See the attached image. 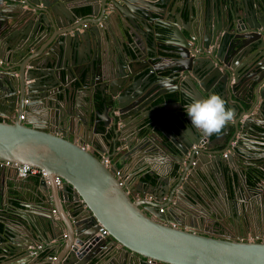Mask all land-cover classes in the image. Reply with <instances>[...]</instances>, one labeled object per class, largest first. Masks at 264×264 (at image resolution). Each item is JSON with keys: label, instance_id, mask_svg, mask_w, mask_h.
I'll use <instances>...</instances> for the list:
<instances>
[{"label": "water", "instance_id": "95a60500", "mask_svg": "<svg viewBox=\"0 0 264 264\" xmlns=\"http://www.w3.org/2000/svg\"><path fill=\"white\" fill-rule=\"evenodd\" d=\"M180 1L26 0L28 8L3 12L0 0V59L9 62L10 67L0 65V115L15 113L10 121L0 120V162L44 169L48 182L42 185H48L49 189L46 201L41 203L48 210L42 209L40 213L34 212V208L29 210V204L21 203L26 206V212L13 206L12 201H6L7 194L0 191V207L7 213L0 215L3 251L0 259L5 258L0 264L10 259L14 261L8 264L41 261L39 256L30 254L29 245L38 240L47 241L46 228L51 239L58 237L56 250L63 243L56 254L48 257V264L100 263L105 249L112 253L117 249L126 257L118 262L110 253L104 258L105 261L110 258L107 264H126L128 255L133 260L128 258L130 264H264V237L249 240L241 233L215 235L201 227L204 213L198 218L200 212L181 203L187 200L191 204L200 199L211 210L208 218L213 219L214 227L219 228L229 220L221 208L208 207L205 188L211 181L217 183L216 173L224 176L230 170L236 173L239 168L242 170L241 165L250 166L246 151L240 147L244 141L234 147L230 144L239 131L240 137L249 138V133L259 137V127L264 128V119L251 111L258 104L257 111L264 113V3L261 0H242V4L239 0H203L204 8L200 9L197 25L189 27L185 24L188 20L191 23L198 12L195 0L182 2H186L188 20L181 12L177 14V7L182 5ZM79 3L89 6L87 17L76 10ZM21 18L26 36L32 23L35 31L38 26L56 31L46 45L36 48L38 52L34 55L30 47L35 42L29 40L33 43L31 46H20L16 40L19 32L9 30L10 20ZM84 23L90 25L83 28ZM126 40L131 44L129 48ZM133 54L139 63H128V59L133 60ZM241 55L245 61L240 65L236 58ZM142 68L145 73L135 78V71ZM72 90L88 93V112L96 92H105L102 93L104 109H96L99 116L91 130L95 133L97 123L102 122L105 129H113L115 141L123 143L124 131L118 130V125L130 117L139 120L141 113L152 108L151 103L160 94L171 92L179 98L173 104L183 109L174 116L166 115L164 121H159L161 134L151 135L159 142L149 141L136 148L153 158L151 162L145 161L153 175L151 179L158 182L149 184L153 199H136L127 181L115 174L116 165L115 168L108 166L96 153L82 147L84 138L71 129L78 128L79 124L88 128L89 116H79L74 111L79 93L71 97ZM212 94L225 101L226 110L232 111L236 121L228 122L204 148L199 146L203 137L191 126L187 105ZM63 102L65 106L61 107ZM247 104L250 107L246 108ZM41 108L54 111V122L44 120L46 125L42 126L20 119L23 111L33 114ZM231 130L233 138L226 141ZM223 139L226 140L221 144L227 142L226 148L212 151L217 141ZM130 154L127 148L126 155ZM155 156L182 158L177 163L169 160V169L163 173L153 166ZM236 163L240 167L235 171ZM258 166L264 168V162ZM3 169L0 170L1 186L5 169L11 168ZM252 175L260 184L261 194L264 175ZM56 177L62 180L60 186L55 182ZM171 178L173 181L169 182ZM63 201L69 205H63ZM67 210L69 215L65 217L60 211ZM251 223V216L245 212L242 218L238 216L236 228L239 232L243 224ZM100 227L107 230V236L99 234ZM108 241L110 245L103 249Z\"/></svg>", "mask_w": 264, "mask_h": 264}, {"label": "crops", "instance_id": "0c3cea01", "mask_svg": "<svg viewBox=\"0 0 264 264\" xmlns=\"http://www.w3.org/2000/svg\"><path fill=\"white\" fill-rule=\"evenodd\" d=\"M182 2L183 0L180 1V5L182 4ZM237 2L238 3L241 2L242 4V0H239ZM261 3H264V0H261ZM1 4L4 6V9H5L3 12H12L11 9L13 8L14 9L28 8L26 0H19V2L12 1V0H1ZM82 4L85 5V3H82ZM78 5L79 7L77 6L76 8L77 11L83 7H89L88 5L80 6L81 3H79ZM185 6H186V2H184V4H182L181 7H177V10H178L177 14L179 15L181 12L182 17H184L185 20H188V12L186 11ZM195 6H196V9H198V12L196 16L193 18V20H191V23L189 22L190 20H188V22L185 24L186 26L193 27V25H197L196 21L200 19L199 18L200 9L202 10V8H204V1L195 0ZM83 17H87V15L85 16L83 15ZM31 19L34 21H37V18L35 17H32ZM91 19L95 20V17H92ZM65 21L66 23H68V20H65ZM10 23H12V25H10L9 30L19 32V35L16 38V40L19 41L18 45L31 46L33 43L28 42V41L31 40L35 42L34 46L30 47V51L33 53V55L38 52L36 51V48H38V46L46 45V42L52 39L54 37V34L56 35V31H54L53 28H49V30H47L43 26H38L37 31H35L36 26H34V23H32L30 25L29 36H26L24 34V22L22 18L19 20H15V21L12 20V22L10 20ZM72 23L69 25L72 26ZM89 25H90L89 23H84L82 26L83 28H85L86 26H89ZM83 28L81 30H83ZM46 31L47 33L45 34ZM124 42H125L126 47L129 48L131 44H129L127 40ZM131 48H132V52H134L133 47ZM115 49H116V46H113V51H115ZM8 53H9V50L6 52L4 59H7L6 56ZM122 57L123 58L125 57L124 54H122ZM139 57L144 58V56H139ZM236 59L238 60L240 65L245 61L244 55H241L240 57H237ZM129 61L133 62V64L139 63L137 55L134 56V54H133V60L128 59V63ZM161 62L162 61H160V64H162ZM1 64H3L7 69L10 68L9 62L5 63V61L2 60ZM10 70L12 69H9V71ZM135 73H136L134 76L135 78L140 77L142 76V74L145 73V70L144 68H142V69L135 71ZM76 93H79V94H77L75 97L77 103L74 104V107H73L74 111H77L79 116H82L85 114L86 115L88 114L89 116L88 128L85 127L86 125L79 124L78 128H76L77 130L75 128L71 129L75 134L84 138V142H82L83 143L82 147H84L85 149L89 151H93L94 153H96V155L100 159L103 158V155L107 156L109 158L108 166H112L113 168H115V165H116L117 169L115 170V172L119 171V173H117V176H120L122 180L127 181L131 189V192L135 196L136 199H143L144 197H150L151 199H153V194L152 192H150L152 189L150 188L149 184H157L158 182L153 183L151 181V177L153 175L150 172V170L146 168V165H145V161L151 162L153 158L151 159V157H147L146 155H144L143 151H140V149H136V148L138 146H142L143 144L149 141L151 143L159 142L156 139V137H152L151 135L161 134L162 130H161V127L159 126V121L160 120L164 121L163 118L166 115H169L170 113V114H173L172 116H174L175 113L180 112V110L183 109L182 107H178L177 104H173V102L179 98L173 99L172 97L173 93L171 92H167L166 94H160L159 96L155 97L156 99L151 103L152 108L149 107L147 110H144L141 113L139 120L136 121L135 117L134 118L130 117L129 119L125 121V123L118 125L117 126L118 130L122 128L124 131L123 132L124 143H123L121 142V140H118V139L115 141L113 129L110 127L109 129L107 128L105 129L102 126L103 125L102 122L97 123L98 128L95 133H93V131L91 130L92 127L96 124L98 120V116H99L96 113V109H98L99 111H102L104 109V107L102 106V102L105 101V98H103L102 93H105V92L103 91L96 92L97 97L94 99L93 102H91V106L89 104V107H90L89 112L86 110L87 109L86 105L89 100L87 98L88 93L86 95L85 91L74 92V90H72L71 97H74L73 95ZM57 95L62 97V95L60 94H57ZM105 96H106V99L109 98V95L107 93L105 94ZM64 102L60 103L61 107L65 106ZM166 103H171V104H166ZM225 107H227V105ZM248 107H250V105L247 104L246 108ZM257 109H258V104H256V106L252 108L251 111L253 113L260 114V116L264 119V113L262 111H257ZM239 111L240 109H238V112ZM34 112L35 113L33 114H28V112L23 111L21 114H24V118L23 119L20 118V119L32 121L35 125H42V126L46 125L45 122H43L44 120L51 119V121L54 122V119H53L54 111H51L46 108H41L39 110L36 109ZM102 116L106 117L104 114H102ZM14 118H15V113H13L11 116L7 114L0 115V120L10 121ZM233 119L234 117H232L231 121H236ZM254 119L257 122L261 121V119H258V118H254ZM75 120L77 122V118H75ZM187 126H189L188 122L185 123V127ZM191 126L193 125L191 124ZM63 127H66L65 122L63 123ZM182 128H184V126H182ZM193 128L195 127L193 126ZM187 131L191 136H194L192 135L190 130H187ZM196 131H197L198 136H200L201 138L203 137L201 139L202 143L199 146L204 147V148H206L205 145L208 143V141L216 137L218 134V133H213L211 135L206 136L199 130L196 129ZM259 131L261 132L259 137L255 136V134H252V133L248 134L249 138L240 137L241 132L239 131L233 138V135H232L233 130H231L230 134L226 138L227 140L226 139L225 140L228 141L231 138H233V141L230 144L231 147H234L237 143L242 142V140L244 141L241 143L240 147L246 151L250 166L246 168L245 165H241L242 170L239 168L237 173L234 171L231 172L230 170V173L224 176L220 175L219 173H216L215 176L217 179V183H215L214 181H211V183L207 185V188H205L206 196H207V198L205 199L207 201L208 207H210L212 210L221 208L223 211H225V213L228 216L227 218L229 219L227 223L225 222H223V224L221 223L218 226L219 228L214 227L213 219L208 218V215L211 214V210H209L200 199L195 200V202L191 201V204L187 200L181 201L182 204L187 205L191 209L200 212L201 214L198 215V218L202 215V213H204L205 218L201 222V227H203V229L206 228L207 230H210L215 235L229 234V235L238 236L239 233H241L244 239H249V240H251L252 237H256V236L264 237V192H262L261 194L259 193L261 189V187L259 186L260 184L257 183V180H255V178L252 175V173L253 174L261 173L264 175V168L258 166L259 164L264 162V128L259 127ZM225 140L224 139L222 141L218 140L217 144L214 145L211 150L218 151V150L223 149L224 147L226 148L227 142L224 145L221 144ZM212 143L214 144V142H209L210 145H212ZM127 148H129V151H131L130 155H126ZM229 152H232V149H230ZM181 158L182 157L180 156H175V157H170V158L169 157L159 158L158 156H155L154 159H156V163L153 166H155V169L157 171L165 173L169 169V166H170L169 160L170 161L172 160L173 162L177 163L178 160H180ZM252 164L253 165L258 164V165L251 166ZM237 166L238 164L234 166L235 171L237 170ZM254 167H257V168H254ZM0 170H4V169L1 168ZM4 172H5L4 181H3V185L2 186L0 185V191L3 190V194L8 195V196L7 195L5 196L6 201H12L13 206H16L19 209L25 210V212L27 208L26 206H22L21 203L29 204L30 205L29 210H32L34 208L33 211L36 213H40V211H43L42 209H44L45 211L48 210V206L46 204H43V205L41 204L42 202L46 201V198H47L46 195H48V193H46V190H49L47 189L48 185H46L47 187H44L42 185V182H45L43 179H40L39 176H28L26 178H19L18 176H15V171L11 169L10 170L5 169ZM172 181H173L172 178L169 179V182H172ZM245 183L247 185H245ZM17 187H19L20 190H17L16 189ZM262 187L264 188V185ZM247 188L250 189L249 192ZM192 193L193 192L191 191V197L193 195ZM155 200H159V199H155ZM161 201H164V199H162ZM232 201L235 202L237 206L236 208L234 207L235 204H232ZM63 205L68 206L69 203L63 201ZM49 206H52V204ZM160 206H162V204ZM176 209H178V213H179V208L177 207ZM60 212L65 217L69 215L68 210L65 213H63L62 211ZM245 212L249 213V215L252 218L253 223H251V225L243 224V229H240L238 232L237 230L238 228H236V221H238V216H239V219L242 218ZM1 214H7L2 207H0V215ZM8 215L11 216L9 212H8ZM45 235L47 237V241L45 240L39 241L37 239L38 241H35L33 244H31V246L29 245L30 254L34 256H39L41 258V261L34 262L33 264H48L47 263V260L49 259L48 257L56 254V252L60 250L61 246H63V243H61L57 250L54 248L55 243L58 242V237L51 239L50 231L47 228L45 229ZM21 236H22L21 239L25 237V235L23 234ZM4 240L8 241L6 237H4ZM39 243L43 245L42 248L38 251V253H33V251L35 250L34 247H36ZM109 245H110V242L108 241V243L106 244V246H104L103 249H105ZM105 250L107 251L104 253L105 254L104 258L108 254L111 253L115 255V259H117L118 262L126 259L123 252H118L117 249H115L113 253H112V250H108V249H105ZM45 251H47V255H41ZM2 255H3V251L0 249V257ZM104 258L100 263L97 262L96 264H107L110 258H108L106 261L104 260ZM128 258H130L129 255L127 256L126 264H130ZM3 259L5 260V258H1L0 260H3ZM15 260H16L15 263L19 262L18 258H16ZM13 261L14 259L6 260L5 264L11 263ZM133 264H137V263H133Z\"/></svg>", "mask_w": 264, "mask_h": 264}, {"label": "clouds", "instance_id": "9594fccd", "mask_svg": "<svg viewBox=\"0 0 264 264\" xmlns=\"http://www.w3.org/2000/svg\"><path fill=\"white\" fill-rule=\"evenodd\" d=\"M187 115L191 124L206 136L221 132L233 117L232 111L226 110L225 101L216 94L188 104Z\"/></svg>", "mask_w": 264, "mask_h": 264}, {"label": "built area", "instance_id": "2783aa9c", "mask_svg": "<svg viewBox=\"0 0 264 264\" xmlns=\"http://www.w3.org/2000/svg\"><path fill=\"white\" fill-rule=\"evenodd\" d=\"M1 63H2V60L0 59V64ZM20 118L23 119L24 114H21ZM102 160L105 164H108V162H109V158L107 156H104V155H103ZM0 166L9 167V168L13 169L19 178H26L28 176H39L40 179H43L44 181L48 182L47 173L44 169L33 167V166H30L27 164L12 163L9 161L0 162ZM117 173H119V171L115 172L116 175H117ZM55 182L57 185H59V186L61 185V180L58 177L55 178ZM143 199L150 200L151 198L150 197H144ZM159 211H163V208L160 207ZM98 232H99V234H101L103 236L108 235L107 230L103 227H100ZM42 246L43 245L41 243H39L36 247H34L35 250L33 251V253H38V251L42 248Z\"/></svg>", "mask_w": 264, "mask_h": 264}, {"label": "trees", "instance_id": "16d2710c", "mask_svg": "<svg viewBox=\"0 0 264 264\" xmlns=\"http://www.w3.org/2000/svg\"><path fill=\"white\" fill-rule=\"evenodd\" d=\"M88 12H89V7H83V8H81L80 10H78V13H81L82 15H87L88 14ZM170 95V94H169ZM172 97H173V99H176V98H178V97H176V96H174V93L172 94ZM261 174V173H260ZM250 177H251V175H250ZM151 181L152 182H154L155 181V179H151ZM250 181V180H249ZM254 183V182H253ZM41 255H47V251H45L43 254H41Z\"/></svg>", "mask_w": 264, "mask_h": 264}, {"label": "flooded vegetation", "instance_id": "af4514ba", "mask_svg": "<svg viewBox=\"0 0 264 264\" xmlns=\"http://www.w3.org/2000/svg\"><path fill=\"white\" fill-rule=\"evenodd\" d=\"M0 168H3V166H0Z\"/></svg>", "mask_w": 264, "mask_h": 264}]
</instances>
